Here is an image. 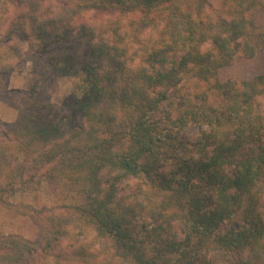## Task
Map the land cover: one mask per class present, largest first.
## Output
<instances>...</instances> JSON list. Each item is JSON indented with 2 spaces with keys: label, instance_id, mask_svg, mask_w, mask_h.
<instances>
[{
  "label": "trees",
  "instance_id": "1",
  "mask_svg": "<svg viewBox=\"0 0 264 264\" xmlns=\"http://www.w3.org/2000/svg\"><path fill=\"white\" fill-rule=\"evenodd\" d=\"M264 0H0V264H264V75L218 73L264 49ZM28 65L27 96L10 79ZM55 77L80 95L48 97ZM199 128L194 140L184 138ZM65 183L83 202L18 194Z\"/></svg>",
  "mask_w": 264,
  "mask_h": 264
},
{
  "label": "rangeland",
  "instance_id": "2",
  "mask_svg": "<svg viewBox=\"0 0 264 264\" xmlns=\"http://www.w3.org/2000/svg\"><path fill=\"white\" fill-rule=\"evenodd\" d=\"M258 19L264 28V14H258ZM264 75V49L252 59L241 58L233 65L223 68L218 73V79L225 82L229 79L246 81ZM38 80V74L31 65L19 73H13L10 79L11 95L25 97ZM81 80L78 77H55L49 84L48 97L59 104L73 95H80ZM18 118L16 109L5 103L0 104V119L6 123H14ZM199 128L191 126L184 138L194 140L199 134ZM13 202L24 204L35 209L51 208L56 206H75L83 202L82 195L65 183L59 185H46L35 192L18 194ZM0 234L19 235L26 239L36 241L40 238L41 228L30 217L23 216L16 211L0 208Z\"/></svg>",
  "mask_w": 264,
  "mask_h": 264
}]
</instances>
